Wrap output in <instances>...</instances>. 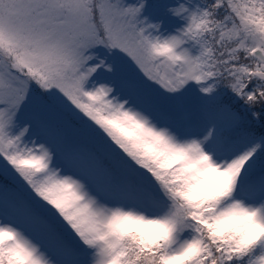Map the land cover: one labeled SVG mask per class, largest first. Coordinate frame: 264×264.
Here are the masks:
<instances>
[{"label": "snow or ice", "instance_id": "1", "mask_svg": "<svg viewBox=\"0 0 264 264\" xmlns=\"http://www.w3.org/2000/svg\"><path fill=\"white\" fill-rule=\"evenodd\" d=\"M0 264H264V0H0Z\"/></svg>", "mask_w": 264, "mask_h": 264}]
</instances>
